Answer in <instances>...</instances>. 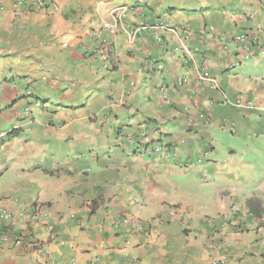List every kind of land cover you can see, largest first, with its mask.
Masks as SVG:
<instances>
[{"label":"crops","instance_id":"1","mask_svg":"<svg viewBox=\"0 0 264 264\" xmlns=\"http://www.w3.org/2000/svg\"><path fill=\"white\" fill-rule=\"evenodd\" d=\"M0 234V264H264V0H0Z\"/></svg>","mask_w":264,"mask_h":264},{"label":"built area","instance_id":"2","mask_svg":"<svg viewBox=\"0 0 264 264\" xmlns=\"http://www.w3.org/2000/svg\"><path fill=\"white\" fill-rule=\"evenodd\" d=\"M43 5H44L43 3L38 4L39 7H43ZM104 27L109 29L108 25H104ZM110 31L113 33L111 29ZM93 52L100 60L102 70L104 71L111 70L110 54L104 40L101 39L96 42ZM200 79L202 81H210L214 85V81L210 79L208 73L206 72H203L201 74ZM184 82L186 81L184 80ZM23 112L26 114L29 113L28 107H26L23 110ZM130 145H131L130 146L131 149L134 150V152L139 153L140 155H160L167 158L171 153V148L168 143H166L163 140H159L158 138H155L154 136H152V134H150L146 130L140 131L136 139L130 140ZM232 213L233 215H235L238 213V211L233 210ZM2 215L7 218H12V214L8 212H3ZM25 216H26L25 220L29 221V223L31 224L38 223L39 217L35 210H31V212ZM240 216L246 218L249 216V214L245 213V214H241ZM116 224L117 226H123L124 228H126V232L128 234L135 230L146 232L140 223L132 219L123 218L122 220L118 221ZM0 243H13L14 245L19 246L22 244V239L17 238L15 240H12L8 234H0ZM224 262H225V257L221 253H217L211 257V264H224Z\"/></svg>","mask_w":264,"mask_h":264}]
</instances>
